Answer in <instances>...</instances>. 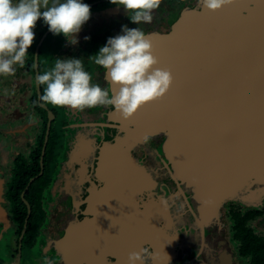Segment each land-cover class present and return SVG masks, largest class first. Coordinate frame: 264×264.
<instances>
[{
	"label": "water",
	"instance_id": "1",
	"mask_svg": "<svg viewBox=\"0 0 264 264\" xmlns=\"http://www.w3.org/2000/svg\"><path fill=\"white\" fill-rule=\"evenodd\" d=\"M197 3L168 30L146 33L157 66L174 78L162 99L129 119L113 106L69 108L79 138L70 137L69 144L76 145L50 184L54 200L46 196L51 212L46 215L64 228L53 241L56 264H127L129 253L145 244L154 253L167 250L161 236L174 218L167 198L155 193L158 170L152 169L162 150L177 184L166 197H189L201 227L227 197L248 185V177L264 179V0H235L215 12ZM105 79L100 86L111 96L118 88ZM237 151L242 153L236 157ZM66 192L76 212L86 204L90 215L79 218L67 207ZM158 211L164 218L155 227L151 221ZM163 262L166 258L157 257L152 264Z\"/></svg>",
	"mask_w": 264,
	"mask_h": 264
},
{
	"label": "flooded vegetation",
	"instance_id": "2",
	"mask_svg": "<svg viewBox=\"0 0 264 264\" xmlns=\"http://www.w3.org/2000/svg\"><path fill=\"white\" fill-rule=\"evenodd\" d=\"M197 2L198 0H163L161 6L154 10L151 23L134 24L129 18L131 13H126L122 7L112 4L110 0H83V3L91 8V17L76 34L78 41L76 44H69L63 34L53 35L42 19L37 21L34 29L35 39L28 49L24 66L17 65L14 76H0V264H45V258L54 259V254L52 257L48 250L49 247L54 248L53 241L59 235L57 230L64 229L57 223V230H53L54 218L45 213L46 207H49L46 194H50V183L61 173L59 169L58 175L53 174L57 166L56 155L59 153V147L63 146L67 159L71 148L76 145V143L73 146L68 144L66 148V143L61 144V130L66 127L65 124L60 123L61 110L68 109L69 114H74L75 111L70 112L68 107H56L42 102L40 97L46 86L39 85L36 77L50 70L57 58H80L85 70L92 75V83L102 85L106 81V70L96 65L89 56L96 55L99 49L106 45L108 38L122 34L125 26L140 28L145 34L168 30L175 22L174 19H178L177 17L185 9L198 7ZM162 20L167 21L166 25L162 26ZM85 37L89 39L85 40ZM63 115L65 116L64 110ZM76 119L79 120L81 117L78 116ZM73 136H76L78 140L77 132ZM238 138L240 139L239 136ZM161 152L163 156L156 161V164H162V167L152 166V169L158 170L155 177L157 182L155 193L167 198L174 218L173 226L163 231L166 234L161 236V245L166 246L167 250L155 251L158 258H166V262L162 264L237 263L235 262L236 252H232V245L237 251V257L249 259L239 253L240 241L234 238L232 220L228 213L230 208L244 213L256 209L264 211V208L257 205L244 208L245 200L237 202L234 195L229 196L223 206L229 236L224 239L223 235L227 234V231H223L226 224L223 221V215L221 216L222 209L211 217L208 225L204 224L201 227L195 221V215H198V212L195 211V205L189 197L173 199L166 197L177 184L170 177L169 163L168 166L163 164L162 158L165 155L163 150ZM237 152L236 157L242 153ZM234 158L235 155L233 160ZM148 164L151 163L148 162ZM38 187L41 188L39 195ZM87 187L88 185L83 186L81 198L87 196ZM63 197L66 205L76 212L74 201L69 200L67 192ZM127 204L124 202V206ZM80 206L81 211L76 212L79 218L90 215L84 212L86 204ZM190 207L195 212H192ZM39 208L43 211V219L36 222V213ZM124 211H127L125 207ZM260 217L250 224L257 233L254 225ZM33 232L38 234L32 235ZM258 234L264 236L260 231ZM164 235L171 237L167 238L172 239L171 243H167ZM41 236H44L40 238L43 246L40 247L41 253L38 254L39 248L35 246ZM220 247L222 250L218 252ZM143 248L154 252L151 244H145ZM109 261L114 262V257H110ZM153 261L147 259L146 264H152Z\"/></svg>",
	"mask_w": 264,
	"mask_h": 264
},
{
	"label": "clouds",
	"instance_id": "3",
	"mask_svg": "<svg viewBox=\"0 0 264 264\" xmlns=\"http://www.w3.org/2000/svg\"><path fill=\"white\" fill-rule=\"evenodd\" d=\"M126 13L134 24L151 23L154 10L163 0H110ZM204 9L215 12L235 3V0H200ZM91 8L83 0H0V76L16 73L23 67L28 49L35 39L34 29L43 20L53 35L63 34L69 44L78 43L76 34L89 21ZM89 37H85V40ZM106 70V77L118 91L92 83L80 58H57L54 66L36 77L44 85L40 97L45 104L83 111L97 106H113L124 119L131 118L142 106L162 99L173 84L169 69L160 68L151 40L140 28L122 29V34L110 37L96 55L89 56ZM146 143L149 137L145 136ZM167 203V201H162ZM156 253L147 248L128 255L127 264H146ZM45 264H54L46 259Z\"/></svg>",
	"mask_w": 264,
	"mask_h": 264
},
{
	"label": "rangeland",
	"instance_id": "4",
	"mask_svg": "<svg viewBox=\"0 0 264 264\" xmlns=\"http://www.w3.org/2000/svg\"><path fill=\"white\" fill-rule=\"evenodd\" d=\"M62 35V34H60ZM61 108H59L60 110ZM92 108H90L89 110L91 111ZM63 110L65 111V116L63 115ZM89 110L86 108L84 109L85 112H89ZM93 110H96L95 108H93ZM68 109L66 110L65 108L61 110V114L60 115V120H61V125L65 124V129H62V143L61 144H64L66 143V148H68V144L70 143L69 140L71 139L70 137H73V135L76 133L74 131V128L73 127V124L75 123V119L72 117L71 114H69L68 112ZM81 119H79L80 121ZM61 142V141H60ZM70 145V144H69ZM59 153L57 154L56 152V162H57V166H55V169L53 170V174L55 175H58V171L59 169H61L62 167V163L64 162V160L66 161V157H65V149L63 148V146H60L59 147ZM247 183L248 185L246 184L244 186V188L242 190H240V192L238 193H234V197H235V201H240V200H245V205L246 207L244 208H252L253 206L257 205L261 208H264V180H259L255 177H248V180H247ZM51 184V183H50ZM50 186V185H49ZM46 196L51 200H54L53 196H50L49 193L46 194ZM65 198H63V203L66 204V201L64 200ZM52 202V201H51ZM67 207H69L67 205ZM224 207L222 208V214L221 216L223 215V221L225 222L226 226L224 227L225 229H223L224 232H226L228 229V225H227V221L224 219ZM46 211H49V213L51 214L50 212V208L49 207H46ZM50 214H48L47 216H50ZM258 221H256V225H254V227H256V230L260 231L261 234L264 235V216L260 217L259 219H257ZM217 224V223H215ZM214 224V225H215ZM54 225V231L57 230V224L53 223ZM210 225V224H209ZM207 227V226H206ZM226 230V231H225ZM58 232L61 233V230L58 229ZM229 231H227V234L224 233V239L225 237L227 238L229 236ZM227 235V236H226ZM216 236V235H215ZM44 236H41L39 237V240H38V244L35 246L39 248V253H41V248L43 246V243L41 242V239L40 238H43ZM227 240V239H226ZM230 246L232 244H229ZM232 252H236V259H235V262L237 263H233V264H250L249 262V259H242V258H239L237 257V251L235 250V248L233 247L232 245ZM52 249V248H51ZM49 248L48 252L49 254L52 255L53 257V254H54V248L53 250H51ZM222 250V247L219 248L218 252H221ZM45 258V257H44ZM56 258V257H55ZM48 259V258H45V260ZM228 264H231V263H228Z\"/></svg>",
	"mask_w": 264,
	"mask_h": 264
},
{
	"label": "trees",
	"instance_id": "5",
	"mask_svg": "<svg viewBox=\"0 0 264 264\" xmlns=\"http://www.w3.org/2000/svg\"><path fill=\"white\" fill-rule=\"evenodd\" d=\"M40 187H38V195L40 194ZM237 209V208H236ZM263 210H248L245 213L241 210H233L230 208L228 215L231 217L234 238L240 241L239 253L250 259V264H264V236L258 234L250 225L254 219L262 216ZM43 211L39 208L36 213V222L43 219ZM251 226V227H250ZM34 233V232H33ZM32 235H37L35 232Z\"/></svg>",
	"mask_w": 264,
	"mask_h": 264
},
{
	"label": "bare ground",
	"instance_id": "6",
	"mask_svg": "<svg viewBox=\"0 0 264 264\" xmlns=\"http://www.w3.org/2000/svg\"><path fill=\"white\" fill-rule=\"evenodd\" d=\"M121 197V196H120ZM116 198H118V197H116ZM122 200V199H121ZM116 201V203H117V199L115 200ZM123 201V200H122ZM124 202H129V201H124ZM119 203H121V202H119ZM152 211V209L150 208V212ZM166 211V210H165ZM160 218H162V211H158L157 212V215H155L154 216V218H153V220L151 221V224L152 225H154L155 227L157 226V222H158V220L160 219ZM164 218V217H163Z\"/></svg>",
	"mask_w": 264,
	"mask_h": 264
}]
</instances>
